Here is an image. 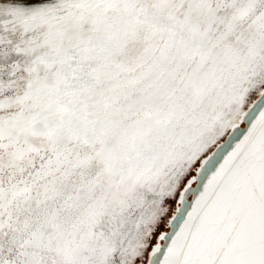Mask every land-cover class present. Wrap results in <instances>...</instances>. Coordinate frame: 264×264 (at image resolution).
<instances>
[{
	"label": "snow or ice",
	"instance_id": "1",
	"mask_svg": "<svg viewBox=\"0 0 264 264\" xmlns=\"http://www.w3.org/2000/svg\"><path fill=\"white\" fill-rule=\"evenodd\" d=\"M0 264H264V0H0Z\"/></svg>",
	"mask_w": 264,
	"mask_h": 264
}]
</instances>
